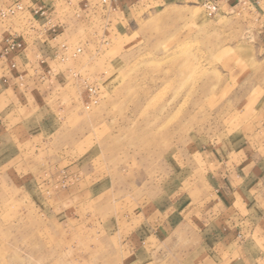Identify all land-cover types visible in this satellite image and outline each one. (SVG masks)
Instances as JSON below:
<instances>
[{
    "label": "rangeland",
    "instance_id": "1",
    "mask_svg": "<svg viewBox=\"0 0 264 264\" xmlns=\"http://www.w3.org/2000/svg\"><path fill=\"white\" fill-rule=\"evenodd\" d=\"M260 29L255 15L205 3L127 10L107 26L104 57L82 74L97 101L67 122L72 147L0 167V264H121V211L146 197L171 204L182 162L250 119L262 90L244 113L240 98L264 85ZM259 243L253 264H264Z\"/></svg>",
    "mask_w": 264,
    "mask_h": 264
},
{
    "label": "crops",
    "instance_id": "2",
    "mask_svg": "<svg viewBox=\"0 0 264 264\" xmlns=\"http://www.w3.org/2000/svg\"><path fill=\"white\" fill-rule=\"evenodd\" d=\"M212 1L225 15L238 10L255 15L264 45V0H0V8L24 7L0 23V36H14L24 45L23 52L0 64V153H17L1 157L7 165L0 167H14L12 162L24 161V153L72 147L67 122L77 119L88 102L82 74L95 58L104 57L103 48L110 44L105 29L127 10ZM37 9L44 16L35 15ZM76 49L81 53L72 57ZM246 87L240 98L242 113L251 101L249 90H262L251 101L255 107L250 119H242L236 130L221 132L222 142L194 152L193 164L182 162L177 199L169 197L171 204L159 205L146 197L145 205L135 201L118 215L113 238L121 264L258 262L247 249L258 250L264 242V85L258 81Z\"/></svg>",
    "mask_w": 264,
    "mask_h": 264
},
{
    "label": "built area",
    "instance_id": "3",
    "mask_svg": "<svg viewBox=\"0 0 264 264\" xmlns=\"http://www.w3.org/2000/svg\"><path fill=\"white\" fill-rule=\"evenodd\" d=\"M108 0H103V3H107ZM205 8L209 12V14H214L218 11V5L216 2H207L205 3ZM24 7L21 4H14L8 7L0 8V23L4 20L15 16L19 12H22ZM35 15L44 16L45 11L42 9H37L34 12ZM64 50H68L67 46H63ZM24 45L22 42L18 40V38L14 36H0V64L6 60L11 54H18L23 52ZM81 53V49H76L72 52V57H76L78 54ZM14 67V65H13ZM88 86V85H87ZM88 92V102L85 104L87 108L91 105L95 104L97 99V88L94 86L87 87Z\"/></svg>",
    "mask_w": 264,
    "mask_h": 264
}]
</instances>
